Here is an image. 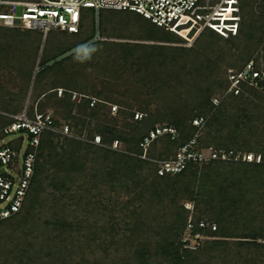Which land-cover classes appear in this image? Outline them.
I'll return each mask as SVG.
<instances>
[{
	"label": "trees",
	"instance_id": "obj_1",
	"mask_svg": "<svg viewBox=\"0 0 264 264\" xmlns=\"http://www.w3.org/2000/svg\"><path fill=\"white\" fill-rule=\"evenodd\" d=\"M239 7L235 36L205 30L190 47L140 43L179 40L155 37L141 24L140 35L129 37L135 40H111L97 29L107 39L93 40V33L44 49L38 31L0 28V70L14 68L24 81L16 92L0 83V128L13 121L8 113L22 112L31 86L29 118L48 114L54 128L60 118L69 129H87L93 141L40 136L26 202L0 220V228L25 229L0 233V264H264V0H239ZM104 11L111 27L122 18ZM82 19L81 11L80 29L64 33L78 37ZM250 61L256 84L242 80L235 93L229 70ZM163 127L175 133H155ZM22 137L11 146L18 149ZM193 138L199 149L260 154L261 161L188 162L159 174L153 160L174 158ZM188 227L206 236L199 246L182 245Z\"/></svg>",
	"mask_w": 264,
	"mask_h": 264
},
{
	"label": "built area",
	"instance_id": "obj_2",
	"mask_svg": "<svg viewBox=\"0 0 264 264\" xmlns=\"http://www.w3.org/2000/svg\"><path fill=\"white\" fill-rule=\"evenodd\" d=\"M2 7H6L8 12L1 11ZM83 8H92L97 15L101 10L135 12L177 36L180 45L185 47L193 46L205 30H211L223 38L235 36L241 19L239 0H0V26L35 30L42 34V38L52 30L76 33L80 29ZM104 39L107 38L96 31L93 40ZM229 73L230 89L234 88L235 93L240 81L250 80L249 83L255 85L256 81L252 80L259 74L253 70L252 61L242 71L234 73L230 69ZM58 91L61 92V89ZM193 123L198 125L202 121L194 120ZM22 128L33 136L28 138L26 132L19 133ZM48 131L57 132L51 126L49 115L40 113L35 114L34 119L26 113L22 117L14 115L11 123L0 128V220L16 214L26 202L35 174L40 136ZM68 131L65 125L60 134L66 135ZM162 132L175 133V130L164 127L155 130L156 134ZM14 133L18 135L6 140L9 134ZM155 133L151 132L150 138ZM21 135L18 149L12 147L11 143ZM95 139L94 142L98 143L99 137L95 136ZM29 146L34 149L27 150ZM211 160L260 162L261 156L254 153L234 154L212 147L199 149L193 138L178 148L174 158L153 161L159 165L158 173L163 174L180 172L188 162L201 166Z\"/></svg>",
	"mask_w": 264,
	"mask_h": 264
},
{
	"label": "rangeland",
	"instance_id": "obj_3",
	"mask_svg": "<svg viewBox=\"0 0 264 264\" xmlns=\"http://www.w3.org/2000/svg\"><path fill=\"white\" fill-rule=\"evenodd\" d=\"M257 2H259V0H257ZM1 11L8 12L6 7H2ZM82 13H83L82 30L78 34V37H76V35H74V38H73L72 35H69V34L64 33L62 31L52 30V31H49L47 33L45 38H41L40 49H44L45 47H49L50 45H53L51 43L57 42L59 39L69 40L71 37H72L71 41H73L71 45L83 42L84 40L91 38L93 33H96L97 29L99 30V32L101 34H103L104 36H107V38H109L111 40H118V41L135 40V39H130L129 37H137L138 35H140V33L136 30V29H138L137 27H139L140 24L144 25L146 27L147 26L151 27L152 28L150 30L151 35H153L155 37H158V38L173 37V35H171L170 33L165 32L162 29L155 27L148 20H146V19L142 18L141 16L136 15L135 13H132V12L110 11V13L112 15L118 16V18L120 16L123 18V16H126V15H130V16L134 17V19L132 21H130V19H126V18L122 19L121 18V20L119 19V21H117V23L115 25L113 24L112 27L109 25V23L107 22V20L105 18V15H106V13H108V11L101 10L99 12V14L97 15L96 12H94V10L89 9V8H84V9H82ZM0 28L11 29L9 27H2V26H0ZM30 33L36 35V33L32 32V31H28V30L23 31V34H26V35H29ZM112 36H121L122 38H116V37H112ZM76 38H78V39L74 40ZM136 41H138L140 43H149V44L160 43V44H169V45H173V46H182V45H180V42L177 39L176 40L172 39V40L167 41V42H159V41L145 40V39H136ZM253 60H254V62H257V61L261 62L260 58L257 55L253 57ZM259 66L261 69L263 68L262 63H259ZM22 77L23 76H21L16 71V69H14V68L3 69V71L0 70V83L3 85V87H5L7 89L8 92H16L21 86L23 87L24 81H23ZM119 91H121V90H119ZM57 94H59V91H57ZM33 96H34V91L32 90V88L30 86L29 89L27 90V94H26V98L24 101V106H23L22 112L16 114L15 116L22 117L24 115V113H26V111H28V109L31 105ZM72 99L78 100V99H80V95L77 94L76 92H74L72 94ZM123 100H125V99H123ZM117 107L119 108L120 106L118 105ZM34 108H35L34 112H37L36 106ZM114 109H115V107L112 106V110H114ZM47 111L51 112L52 109L48 108ZM0 113L6 114V112H3L2 110H0ZM136 113L134 114V118L137 117ZM8 115L14 116V114H10V113H8ZM58 120L60 123V127L58 126L59 128H55L57 130V132H55V133H57V135H63V134H60V130L61 129L63 130L64 126L66 125V122L60 118H58ZM157 124H159V123H157ZM15 135H18V133L9 134L6 138V140L14 137ZM65 136L66 137H72L75 139H79V140L89 142V143L93 142V141H91V137H89V135H88L87 129H83V131H81V130L74 131L71 128V129H69V131L67 132V134ZM46 137H47V133L43 134L41 139L44 140V142H45ZM58 137L59 136L55 137V141L61 142L63 138L62 137L58 138ZM113 147H116L115 148L116 150L122 151V152H124L126 149L125 146L123 145V143H120V142L117 143L115 141L113 142ZM203 149H205V148H203ZM36 161H37L36 167H38V165L40 163V157ZM198 167L200 168L201 166H198ZM32 182H33V179H32ZM184 205L186 208H189L190 210H192V208H193V204L191 202H184ZM190 219H191V216H189L188 220H190ZM24 229L25 228H23L21 231L15 232V231L10 230L8 227L2 226L0 228V233L1 234H11V235L21 234ZM205 238H206V236L202 235L201 233L192 234L190 227H188L185 230V232L183 233L181 243L185 247L187 246V247L194 248V247L199 246V244H201Z\"/></svg>",
	"mask_w": 264,
	"mask_h": 264
}]
</instances>
